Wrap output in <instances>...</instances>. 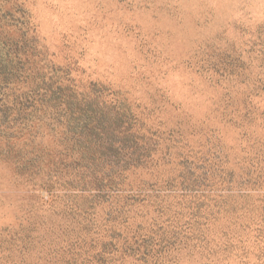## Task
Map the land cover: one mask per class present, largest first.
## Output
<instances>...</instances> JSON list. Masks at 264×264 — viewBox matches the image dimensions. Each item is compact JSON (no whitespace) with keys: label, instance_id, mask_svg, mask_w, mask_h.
<instances>
[{"label":"rangeland","instance_id":"obj_1","mask_svg":"<svg viewBox=\"0 0 264 264\" xmlns=\"http://www.w3.org/2000/svg\"><path fill=\"white\" fill-rule=\"evenodd\" d=\"M0 264H264V0H0Z\"/></svg>","mask_w":264,"mask_h":264}]
</instances>
